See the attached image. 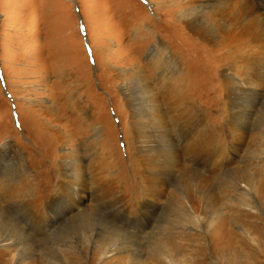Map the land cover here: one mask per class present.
<instances>
[{
    "label": "rangeland",
    "instance_id": "1",
    "mask_svg": "<svg viewBox=\"0 0 264 264\" xmlns=\"http://www.w3.org/2000/svg\"><path fill=\"white\" fill-rule=\"evenodd\" d=\"M181 1L0 0V174L11 169L2 163L9 156L2 155L12 156L11 146L20 148L30 167L25 188L50 198L62 148L76 151L87 176L80 209L88 212L70 206L76 190L71 199L52 197L51 222L46 211L39 222L21 206L14 210L25 214L27 230L43 231L32 234L30 247L3 246L22 241L9 232L14 211L6 213L5 203L0 264H169L152 245L156 238L179 264H264V83L250 77L236 91L233 114H245L246 128L234 133L223 79L231 70L237 73L235 63L225 65L215 48L193 39L184 21L191 14L176 6ZM252 2L264 14V0ZM156 40L176 52L189 74L185 88L200 126L211 132L216 159L208 152L198 156L203 162L195 174L186 170L189 155L180 153L185 162L166 168L168 185L153 199L135 164L151 147L148 137L139 138L143 127L149 136L156 127L145 118L143 127L132 125L123 91L138 81L120 73L142 67L150 89L163 95L147 57ZM256 59H264V48ZM58 129L67 136L65 144L55 135ZM138 141L142 153H135Z\"/></svg>",
    "mask_w": 264,
    "mask_h": 264
},
{
    "label": "bare ground",
    "instance_id": "2",
    "mask_svg": "<svg viewBox=\"0 0 264 264\" xmlns=\"http://www.w3.org/2000/svg\"><path fill=\"white\" fill-rule=\"evenodd\" d=\"M170 6L171 10L176 11L179 8V11L182 10L184 13L188 12L191 14V17L184 21H186L185 26L190 30V34L194 40H199L209 47L215 48L221 56L220 60L225 63V65L235 63L233 66L237 70V73L235 70H231L229 71L230 74L225 75L226 78L223 79L226 96V99H224L226 100V106L231 110V112L229 110L231 122L227 123H229V127L230 125L233 126L234 133H241L242 129L245 131V114L242 112L244 114L243 117L241 116L242 119L241 117L236 118L235 114H233L235 113L233 104L235 103L237 96L236 91L242 88L244 89L247 80L250 77L257 78L260 83H264V59H256V57L262 53V49L264 48V14H260L259 12L261 5H253L252 0H182L179 5H176L178 8L175 7V5ZM260 44H262V47L259 46ZM147 57L149 62H151L150 66L152 68V73L150 74L158 80V86L155 87L161 89L163 95L161 94V96H159L156 93L158 90L156 91L155 88L152 90L150 89V83L144 75L142 67L137 66L130 70H122L120 75L122 78L125 77L128 79L135 77V83L138 81L137 84L133 83V85H131L133 86V89L127 87L123 91L125 102L130 110L129 116L132 125L140 124L143 127V124H146V122L149 121L148 123L154 124L156 127L150 136L149 134H144L143 127V132L139 135V138L145 136L148 137L150 139L151 147H148L149 154H144L143 152V155L141 158L139 157V160L137 159L135 165L137 170L140 169L139 173L145 180L146 196L157 199L162 196L164 189L168 185L169 173L167 171L168 169H166L168 166L180 163L182 161L181 157L184 156L183 154H186L189 155V163L193 165H187L189 168L186 170L189 169L196 174V171L199 168L198 166H200V158L198 159V156L208 152L207 157H209L214 150L212 144L213 141L208 135L211 132L208 133L207 128L204 125L200 126L201 117L198 113V109L194 106L195 104H193L191 97L187 94L188 91L186 88L188 86L186 87L183 77L186 75L188 78L189 74L184 69L179 56L176 52L169 49L163 40H156L148 50ZM224 69L227 70L229 68L226 67ZM240 78H243V80H240ZM121 81H123V79ZM234 82L239 84L237 88L234 86ZM161 86H163V88H161ZM245 105L246 104L244 103V106ZM167 110H169V115L165 113ZM52 114L55 117V121H57L58 115L56 109H54ZM143 118L147 121L142 122ZM93 130L95 135H98L100 132L98 125H94ZM54 132L58 141L61 144H65L63 139L65 140L67 136L59 129ZM135 144H137V146H135ZM142 144H144L143 141H138L133 144L135 147L140 148L136 149L135 153H142ZM11 147V152H13L12 156L8 153L2 155V157L9 156L8 161L3 160L2 163L5 162V164H11V169L5 172L3 170L0 174V217L4 216V204H8L7 211L5 210V212L8 213L10 210L12 213L14 211L9 222V232H11L13 238L22 241L20 243H13L10 241L11 243H3V246L7 244H16L27 248L30 247V242H32L29 240L30 237L33 238L34 235L32 236V234H40L43 230H40V232L38 230L36 231L34 228L30 231V228L27 230V218L25 219V214L24 216L23 213L21 216H16L15 212H17L19 208L23 209L21 206H26L25 212L28 216L33 213L34 219L37 218L39 222H42L43 219H41V217L44 215L43 211H46L50 217L46 218L51 222L56 218L53 216L54 203L53 201H50L52 197H60L64 194L66 197L68 196V199H71V194L76 190L75 194L78 199H76L77 201L75 203L70 204V206H74L73 209L75 208V211L82 214L83 212H86L83 209L82 211L80 206L84 196L82 193L83 190H85L83 180H86L87 176L82 171L84 165L82 157L76 151L62 148L59 160V173L55 178V183L57 185L56 191L55 193L53 191L54 195L52 197L44 199L36 188H25L26 180L23 182V176L27 170H29L28 168H30L28 161L25 158L23 151L19 150L20 148L17 149L15 146ZM175 147H178V150L175 152V156H172L169 153L170 150L174 152ZM180 153H182V156ZM171 157L175 158V160L172 161ZM213 157L214 156H211V158ZM211 158L207 159L211 160ZM182 159H184V157H182ZM213 159L215 160L216 158ZM213 163H215V161ZM106 175H109L108 172ZM96 178L97 177L92 176V179ZM115 180L118 181L116 178ZM201 182L198 181V184ZM98 187L99 185H97L96 190L100 191L101 188ZM61 189L66 192L60 193V191H62ZM78 194H80V196H78ZM184 199L186 203L189 201L185 196ZM190 214L188 213L187 215L189 216ZM32 216L33 215H31V218ZM39 228L41 227L38 226L36 229ZM159 231H161L160 227ZM161 239L162 238H156L152 243V245H157L155 249L160 251L159 255L161 258L166 260L169 264L178 263L167 252L165 243ZM24 241L26 242L23 243Z\"/></svg>",
    "mask_w": 264,
    "mask_h": 264
}]
</instances>
